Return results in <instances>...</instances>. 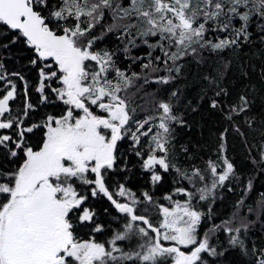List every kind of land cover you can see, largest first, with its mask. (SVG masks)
<instances>
[{
	"label": "snow or ice",
	"instance_id": "snow-or-ice-1",
	"mask_svg": "<svg viewBox=\"0 0 264 264\" xmlns=\"http://www.w3.org/2000/svg\"><path fill=\"white\" fill-rule=\"evenodd\" d=\"M254 32L264 44V0H0V264H264V242L249 243L258 219L238 211L244 195L201 231L217 190L247 194L253 177L240 184L227 129L203 170L182 166L183 93L169 90ZM240 76L249 79L243 63ZM225 78L201 76L211 109L229 96ZM256 91L244 84L225 118L250 112ZM256 120L245 115L250 129ZM259 135L264 164V112ZM255 211L264 215V200Z\"/></svg>",
	"mask_w": 264,
	"mask_h": 264
},
{
	"label": "trees",
	"instance_id": "trees-1",
	"mask_svg": "<svg viewBox=\"0 0 264 264\" xmlns=\"http://www.w3.org/2000/svg\"><path fill=\"white\" fill-rule=\"evenodd\" d=\"M15 51V50H13ZM141 50H133V55H140ZM158 54V53H157ZM0 55H7L6 53H0ZM210 63L205 64L202 68L197 69L195 66L189 71L185 69L186 79H180L174 84L169 85L171 88L179 86L183 93L182 102L178 111L184 113V119L186 126H176V143L179 145H185L188 147L191 159L185 156H181L180 160L182 166H197L203 170L206 162L209 159L215 160L217 158L216 148L220 142V133L225 132V140L227 144V155L229 159L233 160L237 167V175L242 176L240 184L244 185L249 176L253 177L252 189L247 193H243L238 189L233 192H228L226 189L217 190V198L213 208V220L206 222L201 226V231L204 228L209 227L210 224H219L221 221L231 216L234 211L235 201L239 199L241 195L245 196L244 206L238 211L242 215H247L250 219L257 220L256 225L249 231V243L253 239L257 244L264 242V229L261 227V223L264 222V215L257 218L256 208L257 202L264 200V164L259 163V151L261 148V137L259 132L261 130V113L264 112V81L260 76L261 67L264 66V44H261L257 34L253 35L252 42L243 46L242 51H228L223 56L209 57ZM231 60V66L224 69L223 65L225 61ZM123 66H127V61L123 60ZM23 61H21L22 63ZM6 66L13 70L16 67L15 60H6ZM245 65V70L248 72L249 79L242 80L240 76V65ZM252 65H255L253 70ZM211 69H219L226 72V78L223 86H229V96L224 98L220 97L222 101L221 107L211 109L209 107V101L207 98L201 100V89L204 87V82L201 76L204 73L209 72ZM135 71H140L139 64L134 66ZM235 84L236 87L232 88L231 85ZM244 84H255L257 91L250 94V99L255 98V102L252 105L251 111L246 114L234 116L232 120L225 118V112L227 111L226 105L232 104L235 101L236 93L243 88ZM157 85L150 83L143 91L136 97H134L137 104L147 103L145 93L151 92ZM132 91H135L133 89ZM209 97L211 92L207 94ZM191 101V105L197 108V111H191V108H186L185 105ZM223 108V111H221ZM245 115H256L257 120L254 125V129L248 128L245 123ZM233 125L240 128L244 132V137H241L238 132L235 131ZM247 141V146L245 145ZM256 145V147H252ZM251 148V153L249 152ZM252 157L257 161V164L252 163ZM134 160V158H132ZM136 182L139 181L138 177L135 178ZM237 182L234 180L233 185ZM134 187V185H129ZM170 188H166L165 191H170ZM156 196H161L162 192L157 191ZM182 198V197H176ZM105 207L107 204L104 205ZM249 207L253 209L252 213L248 212ZM221 240L224 239V233H217Z\"/></svg>",
	"mask_w": 264,
	"mask_h": 264
}]
</instances>
